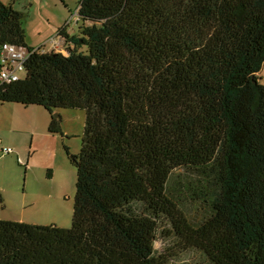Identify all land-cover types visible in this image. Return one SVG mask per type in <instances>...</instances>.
<instances>
[{
	"label": "trees",
	"instance_id": "trees-1",
	"mask_svg": "<svg viewBox=\"0 0 264 264\" xmlns=\"http://www.w3.org/2000/svg\"><path fill=\"white\" fill-rule=\"evenodd\" d=\"M76 9L77 33L58 30L66 53L34 50L24 76L0 86L1 103L49 111L51 133L56 108L85 110L72 224L0 220V264H165L162 222L210 264H264V0ZM23 20L0 0V44L35 48ZM176 169L194 175L178 195ZM182 196L207 206L197 225Z\"/></svg>",
	"mask_w": 264,
	"mask_h": 264
},
{
	"label": "rangeland",
	"instance_id": "rangeland-1",
	"mask_svg": "<svg viewBox=\"0 0 264 264\" xmlns=\"http://www.w3.org/2000/svg\"><path fill=\"white\" fill-rule=\"evenodd\" d=\"M2 1L24 12L23 25L31 38L36 37L37 31L54 28L64 9L61 0ZM65 1L71 7L67 21L76 29L78 0ZM258 78L264 84V62ZM56 114L61 132L51 133L48 130L51 114L44 107L0 102V220L71 227L76 167L70 154L80 151L85 110L59 107L52 112ZM7 147L14 152L3 154V148ZM192 178L193 174L176 169L169 183L178 195L183 192L182 185ZM185 197L182 196L180 207L188 220L197 225L208 214V208ZM154 247L166 258L165 264H210L201 251L182 248L169 223L160 224Z\"/></svg>",
	"mask_w": 264,
	"mask_h": 264
},
{
	"label": "built area",
	"instance_id": "built-area-1",
	"mask_svg": "<svg viewBox=\"0 0 264 264\" xmlns=\"http://www.w3.org/2000/svg\"><path fill=\"white\" fill-rule=\"evenodd\" d=\"M77 18V9L75 12ZM70 20L66 23H70ZM62 36L59 32H56L50 36L43 44L30 49L26 46L16 45L9 42H3L0 44V86L19 80L25 74V65L28 60V57L34 50H53L56 52L66 53L64 45L61 44L60 38ZM21 73L23 76H21ZM12 148H3L2 153H13ZM19 163H22V160L17 156Z\"/></svg>",
	"mask_w": 264,
	"mask_h": 264
},
{
	"label": "crops",
	"instance_id": "crops-1",
	"mask_svg": "<svg viewBox=\"0 0 264 264\" xmlns=\"http://www.w3.org/2000/svg\"><path fill=\"white\" fill-rule=\"evenodd\" d=\"M80 0H78L77 2V6ZM62 4H63V10H61L62 12H60V14L57 16L58 21L57 23L54 25V28L52 29H46L44 31H37V35L35 38H31V36L29 35L28 32H26V42L29 46L32 47H37L41 44H43L50 36H52L53 34H55L56 32H58V30L62 27H65V32L68 34H75L78 31V27L76 29L72 28L69 24L66 25V21H67V17L69 12H71V7L69 6V4L65 1V0H61ZM77 8V7H76ZM75 22L77 23V21L75 20ZM60 42L61 44L64 45V39L63 37L60 38Z\"/></svg>",
	"mask_w": 264,
	"mask_h": 264
},
{
	"label": "water",
	"instance_id": "water-1",
	"mask_svg": "<svg viewBox=\"0 0 264 264\" xmlns=\"http://www.w3.org/2000/svg\"><path fill=\"white\" fill-rule=\"evenodd\" d=\"M54 116H57V114H56V115H54Z\"/></svg>",
	"mask_w": 264,
	"mask_h": 264
}]
</instances>
